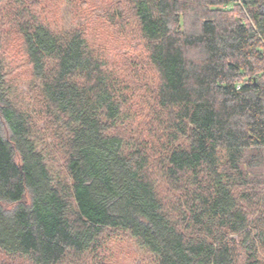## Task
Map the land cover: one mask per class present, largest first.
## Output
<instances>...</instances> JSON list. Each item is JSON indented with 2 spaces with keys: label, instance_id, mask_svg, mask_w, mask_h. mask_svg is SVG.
<instances>
[{
  "label": "trees",
  "instance_id": "obj_1",
  "mask_svg": "<svg viewBox=\"0 0 264 264\" xmlns=\"http://www.w3.org/2000/svg\"><path fill=\"white\" fill-rule=\"evenodd\" d=\"M3 3L48 134L12 100L0 54V252L100 264L125 235L152 264H264V0H125L157 76L150 124L133 137V89L89 26ZM52 147L65 177L48 168Z\"/></svg>",
  "mask_w": 264,
  "mask_h": 264
},
{
  "label": "rangeland",
  "instance_id": "obj_2",
  "mask_svg": "<svg viewBox=\"0 0 264 264\" xmlns=\"http://www.w3.org/2000/svg\"><path fill=\"white\" fill-rule=\"evenodd\" d=\"M11 1V0H10ZM36 4H41L48 12V20L53 24H82L89 26L87 37L89 43L106 56L108 62L115 66L120 77H125V81L131 85L133 95L130 96L132 110L139 112L140 116L132 125L129 136L140 135L150 124V110L153 105L152 93L156 85L157 76L151 68L142 45L133 33L132 22L127 14L128 7L125 0H30ZM6 0H0V15H3L2 8L5 7ZM116 12H121L123 20L117 22L118 27L128 28L127 31L120 30L108 18ZM262 12V10H261ZM108 23H107V22ZM0 18V47L1 59L6 65L8 84L14 89L12 100L21 104L25 109L31 111L35 118L39 119L40 103L38 90L30 76V68L27 65L25 55L20 45L17 34L10 25H3ZM16 98V99H15ZM144 99L142 103L141 100ZM134 108V109H133ZM40 113V112H39ZM37 132L39 135L48 134L45 121L37 122ZM46 132V133H44ZM49 138L46 144H50ZM51 146L52 143H51ZM48 157L46 162L53 175L65 177L63 160L60 153L54 147L46 148ZM115 240V241H114ZM112 240L96 258L100 264H152L151 258L145 252L138 249L130 238L120 236ZM76 262V263H75ZM0 264H30V262L20 256H11L0 252ZM64 264H98L95 259L85 256L73 262L70 258Z\"/></svg>",
  "mask_w": 264,
  "mask_h": 264
}]
</instances>
